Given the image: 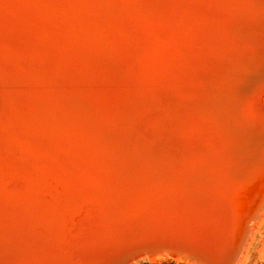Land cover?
<instances>
[{
    "label": "bare ground",
    "instance_id": "6f19581e",
    "mask_svg": "<svg viewBox=\"0 0 264 264\" xmlns=\"http://www.w3.org/2000/svg\"><path fill=\"white\" fill-rule=\"evenodd\" d=\"M0 10V46L30 63L0 67V264H229L242 246L239 264L264 220L231 231L264 180V0ZM214 214L208 259L136 249L146 215Z\"/></svg>",
    "mask_w": 264,
    "mask_h": 264
},
{
    "label": "water",
    "instance_id": "95a60500",
    "mask_svg": "<svg viewBox=\"0 0 264 264\" xmlns=\"http://www.w3.org/2000/svg\"><path fill=\"white\" fill-rule=\"evenodd\" d=\"M0 18H4V15L1 13L0 10ZM5 22H3V26ZM3 36H0V43L3 44V40H7L8 36L6 33L3 32ZM0 32V33H1ZM10 53L6 55V50L1 45L0 46V67L3 68H12L13 72L18 73L19 71H24L26 68L30 66L27 60H20V57H12ZM7 57V58H6ZM14 58V59H13ZM5 66V67H4ZM2 71H0L1 73ZM4 72V71H3ZM6 73V72H5ZM41 138V137H40ZM39 138V139H40ZM41 141V140H39ZM252 203L247 204L246 207H241L242 209L239 211L238 215L235 216L232 222L231 231L233 234H236L239 230L245 229V235L243 238L247 237V234L251 228V226L256 221L260 210L264 207V180H261L256 183L255 188L252 191ZM241 206V205H240ZM221 208V206H220ZM177 212V211H176ZM179 213V211L177 212ZM176 213V214H177ZM175 214H166L168 221H172L174 219ZM222 217V216H221ZM219 217V218H221ZM152 216L146 215V217L142 220V227L150 228V236L139 239L137 243L140 245L136 249L140 250H147V249H171L179 252L190 253L194 257H201L202 259H208L204 252V247H208L210 244L215 243L218 241L219 237L225 234V230L227 229L225 224L218 220V214H214L211 216H206L205 219L201 218V215L197 218H184L176 217V219L180 220L176 224L173 225L170 222L164 223L160 221L158 224H154L153 220H151ZM184 218V219H183ZM167 222V221H166ZM153 226H151V224ZM164 223V224H162ZM149 224V225H148ZM181 228L182 231L180 234L176 232L178 228ZM166 228V229H164ZM243 245V243H241ZM124 250L128 249H135L134 246L131 247L130 245H123ZM122 249V247H121ZM241 248L238 249L237 253L235 254L233 260L229 264H236L239 258V254Z\"/></svg>",
    "mask_w": 264,
    "mask_h": 264
},
{
    "label": "rangeland",
    "instance_id": "374dc122",
    "mask_svg": "<svg viewBox=\"0 0 264 264\" xmlns=\"http://www.w3.org/2000/svg\"><path fill=\"white\" fill-rule=\"evenodd\" d=\"M260 108L264 109V96L259 102ZM263 106V107H262ZM184 261H176L173 259L162 260H142L135 264H191ZM195 264V263H192ZM239 264H264V220L258 224L255 228L253 237L250 244L247 246L246 252H244L243 258Z\"/></svg>",
    "mask_w": 264,
    "mask_h": 264
}]
</instances>
